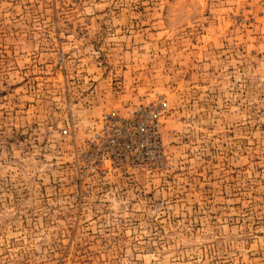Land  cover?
Wrapping results in <instances>:
<instances>
[{
	"label": "rangeland",
	"instance_id": "1",
	"mask_svg": "<svg viewBox=\"0 0 264 264\" xmlns=\"http://www.w3.org/2000/svg\"><path fill=\"white\" fill-rule=\"evenodd\" d=\"M160 99L159 163L89 169ZM0 264H264V0H0Z\"/></svg>",
	"mask_w": 264,
	"mask_h": 264
},
{
	"label": "built area",
	"instance_id": "2",
	"mask_svg": "<svg viewBox=\"0 0 264 264\" xmlns=\"http://www.w3.org/2000/svg\"><path fill=\"white\" fill-rule=\"evenodd\" d=\"M170 112L166 99L155 104L128 108L125 115L105 112L101 115L98 128L86 140L83 148L84 163L94 169L96 154L100 160L111 165H122L138 169L145 162L159 163L164 158V122ZM70 136L68 129L62 131Z\"/></svg>",
	"mask_w": 264,
	"mask_h": 264
}]
</instances>
